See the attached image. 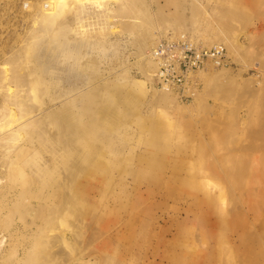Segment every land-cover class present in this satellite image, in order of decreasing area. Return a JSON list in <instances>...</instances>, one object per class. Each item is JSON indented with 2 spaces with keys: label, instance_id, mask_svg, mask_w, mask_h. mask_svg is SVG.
<instances>
[{
  "label": "rangeland",
  "instance_id": "rangeland-1",
  "mask_svg": "<svg viewBox=\"0 0 264 264\" xmlns=\"http://www.w3.org/2000/svg\"><path fill=\"white\" fill-rule=\"evenodd\" d=\"M262 168L264 0H0V264H264Z\"/></svg>",
  "mask_w": 264,
  "mask_h": 264
},
{
  "label": "built area",
  "instance_id": "built-area-1",
  "mask_svg": "<svg viewBox=\"0 0 264 264\" xmlns=\"http://www.w3.org/2000/svg\"><path fill=\"white\" fill-rule=\"evenodd\" d=\"M152 54L157 62V84L180 90L187 83L189 74L203 67L208 60L215 65L222 64L225 48L195 46L188 40L161 39Z\"/></svg>",
  "mask_w": 264,
  "mask_h": 264
},
{
  "label": "bare ground",
  "instance_id": "bare-ground-1",
  "mask_svg": "<svg viewBox=\"0 0 264 264\" xmlns=\"http://www.w3.org/2000/svg\"><path fill=\"white\" fill-rule=\"evenodd\" d=\"M27 1V0H26ZM87 1H90V2H92V3H95V4H97V5H102L103 4V1L104 0H87ZM60 8H61V2H57L56 3V7H55V10H53V11H50V12H48V14H46V16L44 17L45 18V20L47 19L49 22H47V23H51L50 21H52L53 19H55V13L57 12L58 13V11H60ZM46 23V24H47ZM81 26H82V24H78V28H81ZM88 26V25H87ZM85 27V28H81V31H86L89 27ZM167 41H171L169 38L167 39V38H165ZM181 40H188V41H190V39H188V38H186V37H184V38H181ZM160 41V40H159ZM158 41V42H159ZM172 41H175V40H172ZM157 42V43H158ZM157 43L155 44V46H157ZM190 43H193L195 46H199V45H197L196 43H194L193 41H190ZM155 46H154V48H155ZM213 46H222L223 48H224V46L222 45V44H213L211 47H213ZM200 47H202V46H200ZM153 48V49H154ZM153 49H152V51H153ZM152 51H151V53H150V57L152 56V58H153V64H152V79L154 80V82L156 81L157 82V77H156V71H157V62H156V60L154 59V57H153V54H152ZM210 64H214L212 61H210V60H208L206 63H205V67L207 68V66L208 65H210ZM2 68V67H1ZM2 70H3V68H2ZM5 70V69H4ZM201 70V69H200ZM151 71V70H150ZM6 72V71H5ZM8 73V72H7ZM150 73V72H149ZM2 78H4L5 80H7V81H9V80H18V76L16 75V74H14V73H11V74H9L7 77H2ZM159 85V84H158ZM158 90L160 91V92H162L161 94H162V96L164 97V96H166L167 97V94H170V95H172L173 94V91H171L172 89H170V88H167V87H165V86H161V87H158ZM185 91V90H184ZM176 94H177V92H176ZM181 95V94H180ZM175 96V95H174ZM3 97H4V99L5 100H7L8 102L10 101V102H13V103H15L16 104V100L18 99V97H16V95H15V93L13 92V91H11L9 88H8V90H6L5 92H3ZM16 117V115L15 116H13V118H15ZM12 118V117H11ZM264 168H262V170H263ZM262 197V196H261ZM264 205V204H263ZM262 209V208H261ZM2 238V237H1ZM0 238V243L3 241V239H1Z\"/></svg>",
  "mask_w": 264,
  "mask_h": 264
}]
</instances>
